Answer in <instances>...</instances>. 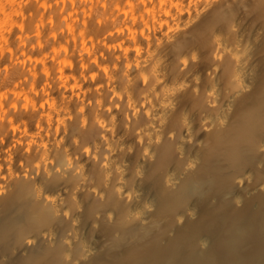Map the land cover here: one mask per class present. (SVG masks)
I'll return each instance as SVG.
<instances>
[{
    "label": "bare ground",
    "instance_id": "obj_1",
    "mask_svg": "<svg viewBox=\"0 0 264 264\" xmlns=\"http://www.w3.org/2000/svg\"><path fill=\"white\" fill-rule=\"evenodd\" d=\"M229 1L0 0V264H89L124 248L144 264H264V219L247 211L229 224L221 215L223 236L210 250L195 237L159 234L148 259V239L164 219L155 196L199 191L190 145L207 139L204 128L226 126L255 78V51ZM191 91L196 105L184 100ZM172 148L177 159L167 161ZM153 161L163 186L147 193L141 181ZM248 166L235 172L240 186L253 179ZM259 174L253 182L264 188ZM235 190L215 187L214 195L239 202ZM194 202L173 212L177 225L197 214Z\"/></svg>",
    "mask_w": 264,
    "mask_h": 264
},
{
    "label": "rangeland",
    "instance_id": "obj_2",
    "mask_svg": "<svg viewBox=\"0 0 264 264\" xmlns=\"http://www.w3.org/2000/svg\"><path fill=\"white\" fill-rule=\"evenodd\" d=\"M228 3L230 4L228 5L231 6L233 9L232 11L236 14H239V16L242 18L244 22L243 23L244 25L242 24L243 28L241 27V29L243 30L240 31L242 32L245 30L243 32L244 35H242V33L239 32V34L243 36L240 37L242 38V40H244L245 39L244 37L247 36L246 40H249L251 42L249 43L251 44L250 47H252L250 51L252 53H254L255 51V53L252 54V56L255 55L254 56L255 58L252 57L251 60V64H252L251 71L254 70L253 73L255 74V76L253 74L252 77H250V82L253 79L254 81L250 83L251 85V88L249 87L250 91H247L246 93L240 95L239 98H236L232 102V106H231L232 110L228 114L229 121L226 124V126H216L213 129L204 128L207 139L203 138L201 141L200 140H198L197 142L195 141L190 145L191 152H194V154H196L197 161L200 164L198 168H196L193 171L194 173L193 172L191 173L189 178L195 179L197 177H201L202 180L205 182V184L203 182V185L209 183L211 186L209 188H205L202 185L199 191H196L198 194H196V192L188 193V191L184 190L185 193L183 192V196L179 198L177 196L174 200L173 198L168 199L167 197H164L163 194H162L163 196L161 197L159 192H157L159 195L155 194L156 196L154 200L156 201L158 199L159 203L161 202L156 210L155 215L161 216L164 219L160 223L159 228L157 229L158 231L156 230L154 232L155 236L154 234H152L148 239L149 241L147 240L148 243H150V244L147 243V245L149 246L148 248L149 258L147 257L148 259L150 258L153 259L155 256V252H154L155 250L151 248L153 247L151 245L154 244L153 242L154 239L157 240L156 236L159 234L160 235L158 236V238L164 237L165 239V237L167 236L165 241H167V239H169L170 241L171 240L175 241L174 240L175 236L179 234L180 235L183 234V236L185 234V236L188 235L189 237H195L197 238V240L199 239L201 245L200 248L203 252H205L207 250H210L213 247L214 242L218 238L220 239V237L223 236L222 235L223 229L222 230L220 229L221 227L219 223H221V219H222L221 215H225L224 213L228 214L229 218H227L226 220V223L228 224L231 222L230 217H232L233 214L242 213L244 211L249 212L250 215L252 216L259 215L261 216L262 219H264V188L257 186L256 183L253 182L256 181L258 178L259 179L261 178V174L259 173L262 172L264 173L263 171L264 161H262L264 159L263 158L261 159L260 157L262 155L260 153V145L256 137L259 136L258 138L264 139L263 137L264 136V0H236V1L230 0ZM218 27H223V26L219 25ZM225 31L228 34L225 33ZM225 31H223L225 33L223 34L225 35L226 38L235 37L234 34L233 36L229 35L230 33L229 29L225 28ZM247 33L248 34L251 33V35L253 34L252 36L255 42L254 40L251 39V35H248ZM226 34L229 35V37L226 36ZM198 43L200 49L202 50L203 55L204 56L208 55L210 57L209 52L211 50L210 48L211 43L201 38L198 39ZM207 45H209V48H207L206 50V47H208ZM255 48H257V50ZM228 58L230 57H227L225 59L226 61L222 60L223 62L222 61L220 62L222 65L219 64V67L221 68V73L219 75V83L223 85V86L220 85L222 91L224 90V88L225 90H228V84H229L228 82L230 78L229 68L231 66L229 63L232 62L230 61L231 59ZM207 63L208 60L205 59L203 62V72H202L205 82L211 78V73L209 72ZM224 81L225 83H223ZM194 94H195L194 91L189 92V94L185 96L184 100H188L190 104L198 103L196 97L199 96H196ZM249 123L252 126L249 125ZM237 147H240L241 151L239 154L238 153L234 154L233 152ZM171 151H170L171 156H169L170 153L167 155L166 158L167 161L172 159H174L175 161V159H177L178 154H176L175 152L173 153L174 151L173 148L171 149ZM231 154H234V157H232L233 155L231 156ZM167 161L164 163V165L167 163ZM156 162L153 161V165L152 162H149L148 164L150 168V173L148 175L149 177L147 176L141 181V183L143 184V188L147 193L150 192L156 193L157 189L162 188L160 186H163V183L159 180H156L157 178L154 175L158 172L156 171L158 167L156 168V165H154L157 164ZM210 162L213 163V166L216 165L215 167H218V170L216 169L214 170V172H211V170L208 169ZM243 166L250 167L253 170L254 176L251 182L249 181L244 186H240L236 182L235 172H237V170L240 168L243 169L244 168ZM260 170L261 172H259ZM256 175L258 176L260 175V176L258 177ZM166 187L170 188L169 186ZM215 187L218 190L219 188L221 190L223 188L222 192L226 194L227 192L225 191L231 192V190L233 191V189L234 190L237 189L238 191L240 190L241 192L242 189L240 196L241 201L238 202L237 200L233 199V197H231L230 195L225 196L224 199L215 196L214 195ZM228 188H230L231 190L230 189L228 190ZM189 196L193 199V201L194 200L196 201V203L195 202L194 203H195V211H197V214L195 216L192 215L187 216V219L184 222H182L183 224L181 223L177 225L173 212L177 211V209H180V207H183L187 203H190L192 199L189 198V200H187L188 199L187 197ZM184 200L187 201L184 202ZM230 230L231 231H229L230 232L229 235L234 234L233 229ZM206 235L208 236L207 243L204 242L202 243L200 239L202 238V236H206ZM179 237L177 238L179 239ZM190 243H194V242L192 241ZM222 247H221L222 250L225 249L224 247L223 248ZM251 247H252L251 244H248L246 246L247 249H251ZM123 251L125 252L123 253ZM126 251H127L126 248L122 249L121 251L119 250V253H117L118 258L117 256L116 257L113 256L109 259H106L105 261H102L101 259L100 260L94 259L91 262H89V264H122V263L144 264L141 263V261H138V259H136L134 255H132L133 254L132 252L129 251L126 252ZM228 253L231 254L230 251H228ZM182 259H185V257H182ZM179 264H188L187 259L183 260Z\"/></svg>",
    "mask_w": 264,
    "mask_h": 264
}]
</instances>
